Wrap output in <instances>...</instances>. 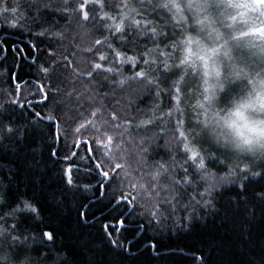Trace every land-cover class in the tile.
<instances>
[{
  "label": "snow or ice",
  "instance_id": "1",
  "mask_svg": "<svg viewBox=\"0 0 264 264\" xmlns=\"http://www.w3.org/2000/svg\"><path fill=\"white\" fill-rule=\"evenodd\" d=\"M86 5L87 0H0V31L28 28L52 38L45 50L48 58H33L41 61L36 67L39 79L46 81L38 82L41 111L31 102L21 104L12 93L2 94L6 103L0 104V149L38 134L43 140L32 141L38 147L48 139L53 144L63 141L74 154L78 138L99 122L107 127L93 136L96 146L81 142L89 153L86 168L96 178L95 194L103 198L105 185L109 193L119 192L110 200L115 215L101 225L117 255L131 254L149 231L155 234L148 247L156 256L184 255L179 249L161 252L158 242L196 234L198 264H212L213 254L233 243L230 231L250 242L258 207L264 219V129H253L259 132L255 138L245 136L234 121L219 116L214 103L228 101L240 81L252 91L234 101L236 115L257 100L264 110V0H91V7ZM232 9L235 15L229 13ZM57 17L65 24L75 17L81 26H98L93 43L81 49ZM238 17L246 25L252 21L246 31L235 28ZM249 36L262 43L240 39ZM11 47L0 41V51ZM80 56L88 58L87 67L77 71ZM125 66L130 76L122 71ZM201 72L203 91L199 81L193 85L188 79ZM209 77L215 84H209ZM144 94L152 104L137 116L131 111L133 102ZM117 96L127 100L122 114L109 107L120 103ZM68 113L73 116L62 124L60 117ZM66 127L72 132L62 133ZM225 127L231 132L225 133ZM2 160L0 172L6 169L8 176H0V264H119L91 234L61 236L48 222L64 209L65 201L63 194L49 193L43 203L35 191L29 195L31 174L39 168L35 149L33 162L24 158L13 166ZM91 187L84 185L85 190ZM241 208L242 226L230 230ZM77 215L86 226L85 211ZM210 216L213 222L219 218V225L210 227Z\"/></svg>",
  "mask_w": 264,
  "mask_h": 264
},
{
  "label": "trees",
  "instance_id": "2",
  "mask_svg": "<svg viewBox=\"0 0 264 264\" xmlns=\"http://www.w3.org/2000/svg\"><path fill=\"white\" fill-rule=\"evenodd\" d=\"M83 2V0H81ZM86 7H91V0H87ZM230 14L235 15L237 10H228ZM242 11V10H240ZM253 15V19H255ZM59 23L67 30L73 33L75 41L79 43L81 49L87 48L93 43V36L98 33V26L87 24L81 26L77 18L73 17L70 24H65L64 21L56 18ZM225 23H231V21H224ZM252 21L250 20L248 25L243 23L240 18H237L235 22V28L240 30L241 26H250ZM39 30H29L28 28H21L15 31H0V41L11 43V48H6L4 51H0V104L6 103L5 97L2 95L5 92L12 93L15 100H18L21 104L27 106L29 102L32 103L33 108L36 111H41L40 107H37V101L39 100L38 82L43 84L46 81L40 80V73L36 67L41 61L35 57H43L47 59L46 49L49 47V41L52 39L41 38L38 36ZM65 45L69 43L68 40L64 41ZM258 43H262L258 41ZM35 45V49H33ZM71 51V49H69ZM102 51H107L102 49ZM247 51V48H245ZM71 60V57L69 58ZM108 59H111V55H108ZM80 64V68L77 71H82L87 67L88 58L84 56L77 57ZM122 71L130 76V69L125 66ZM12 74V80L9 81V73ZM189 82L193 85L199 81L200 90L203 91L204 84L202 79V72L199 74H190ZM237 87L235 92L229 97L228 101L214 103V110L218 111L220 117H227L229 112L234 111V101L240 100L242 97H246L249 91H252L251 86H246L243 82L237 81ZM133 88L138 86L133 84ZM255 93H253L254 95ZM219 93H217V96ZM116 99L120 100L119 104L110 103L109 107L119 110L122 114L127 111V100L117 96ZM197 99H199V93H197ZM152 104L151 99L147 94L141 95L139 99L133 102L131 111L137 116H141L142 112L148 111ZM137 106L140 112L136 111ZM47 112L48 109H43ZM83 111V109L81 110ZM31 113V109L24 112V116L28 117ZM87 115V112L84 113ZM98 115H100L98 113ZM106 115V114H105ZM73 113H68L64 117H60L62 124L69 123V117H72ZM146 118V117H142ZM22 124L23 120L20 121ZM107 126L101 125L99 122L95 127L91 128L88 135L78 138V147L73 149L74 154L68 153V148L64 147L63 141L54 143L51 139H48L40 147L34 144L32 141L36 139L39 143L43 140L38 134L28 137L27 140H21L19 144H12L6 150L0 149V157L3 158L2 162L5 164H11L16 166L23 163L24 158H28L29 162L32 161L33 150L35 149V162L39 163L37 168L32 174L33 187L31 188L29 195L32 191H35L40 201L43 203L49 193L55 194L60 197L63 194L65 201L64 209L56 216L49 218L48 222L52 224L61 234L64 236L66 233H72L73 235H79L81 232L91 234V238L94 242L104 248V251L113 259L119 262V264H198V261L194 259L195 255H199L198 249L201 247L197 242L196 234L188 236L173 235L170 238L165 237L158 242V247L161 252L171 249L172 251L183 250L184 255H161L156 256L153 254L152 249L148 247V240L155 233L149 231L145 233L144 237L138 239L131 250V254L117 255L115 251L108 245L107 238L104 236L101 225L106 221V218L115 215V204L110 203L112 195H119L118 191L108 192L107 185L102 190L105 195L103 198L96 193V178L94 174H90L86 168L88 161L84 159L87 153L81 141L88 140L92 143L91 147H95L93 140L94 135H101ZM97 129L100 131L97 132ZM69 133L72 132V127L62 128L63 131ZM45 131L47 129L45 128ZM109 135H113L114 140L118 139L115 130H109ZM73 139H67V144L71 146ZM47 144H52L53 149L57 151V155L50 156V149ZM116 151L115 148L112 149ZM67 154V159H65ZM0 176L7 178L8 173L5 169L0 172ZM72 183L69 184L68 181ZM91 185L90 190H85L84 185ZM228 196H234V193H228ZM118 203V201H117ZM251 204V201H250ZM85 211L87 217V225H83V221H78V212ZM260 209L257 208V219L251 230L250 242L241 241L238 233H232L230 231V239L232 244L225 247L222 252L213 254L212 264H261V256L264 255V219L260 218ZM244 220L243 209L236 211L233 221L228 225L231 230L232 227L239 229L242 226ZM219 218L213 222L211 216L209 217L210 227L215 223L219 225ZM199 231H203L200 229Z\"/></svg>",
  "mask_w": 264,
  "mask_h": 264
},
{
  "label": "clouds",
  "instance_id": "3",
  "mask_svg": "<svg viewBox=\"0 0 264 264\" xmlns=\"http://www.w3.org/2000/svg\"><path fill=\"white\" fill-rule=\"evenodd\" d=\"M254 103V107L241 108V115H236L235 111H232L229 112L226 118L224 117L227 120L234 121V126H239L240 132L245 136L252 138L259 135V132L253 129H264V124L259 123L260 121H264V110H261L260 102L258 100ZM223 131L225 133H230L231 129L225 127Z\"/></svg>",
  "mask_w": 264,
  "mask_h": 264
},
{
  "label": "rangeland",
  "instance_id": "4",
  "mask_svg": "<svg viewBox=\"0 0 264 264\" xmlns=\"http://www.w3.org/2000/svg\"><path fill=\"white\" fill-rule=\"evenodd\" d=\"M231 23H232V22H231ZM247 25H248V24H247ZM247 27H248V26H241L239 29H240V30H244V31H246V30H247ZM238 31H239V30H238ZM240 39H241L242 41H244V42H247L248 40H252V42H253L254 44H257V45H259L258 41H260V40L256 39L254 36L241 37ZM208 80H209V84H215V78H214V77H209Z\"/></svg>",
  "mask_w": 264,
  "mask_h": 264
}]
</instances>
